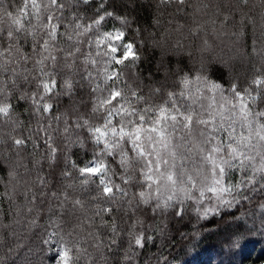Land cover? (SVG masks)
Segmentation results:
<instances>
[{"label": "snow or ice", "instance_id": "obj_1", "mask_svg": "<svg viewBox=\"0 0 264 264\" xmlns=\"http://www.w3.org/2000/svg\"><path fill=\"white\" fill-rule=\"evenodd\" d=\"M221 231L264 236V0H0V264Z\"/></svg>", "mask_w": 264, "mask_h": 264}, {"label": "trees", "instance_id": "obj_2", "mask_svg": "<svg viewBox=\"0 0 264 264\" xmlns=\"http://www.w3.org/2000/svg\"><path fill=\"white\" fill-rule=\"evenodd\" d=\"M159 52L150 47L144 51L142 69L145 74L155 70ZM239 70V69H238ZM227 231L205 234L192 252H181L184 264H264V236L248 237L238 250L230 249L226 243ZM154 250V249H153Z\"/></svg>", "mask_w": 264, "mask_h": 264}, {"label": "rangeland", "instance_id": "obj_3", "mask_svg": "<svg viewBox=\"0 0 264 264\" xmlns=\"http://www.w3.org/2000/svg\"><path fill=\"white\" fill-rule=\"evenodd\" d=\"M191 264H198L197 261L192 262Z\"/></svg>", "mask_w": 264, "mask_h": 264}]
</instances>
